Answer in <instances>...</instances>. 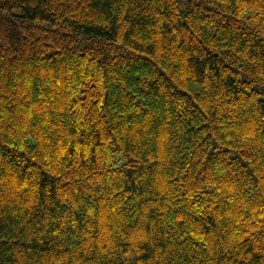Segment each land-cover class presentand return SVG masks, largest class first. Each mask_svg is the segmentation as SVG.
Here are the masks:
<instances>
[{"label":"trees","instance_id":"16d2710c","mask_svg":"<svg viewBox=\"0 0 264 264\" xmlns=\"http://www.w3.org/2000/svg\"><path fill=\"white\" fill-rule=\"evenodd\" d=\"M0 264H264V0H0Z\"/></svg>","mask_w":264,"mask_h":264}]
</instances>
